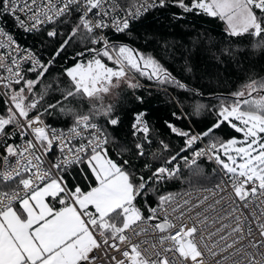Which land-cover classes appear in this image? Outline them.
I'll return each instance as SVG.
<instances>
[{
  "label": "snow or ice",
  "instance_id": "6c2138e0",
  "mask_svg": "<svg viewBox=\"0 0 264 264\" xmlns=\"http://www.w3.org/2000/svg\"><path fill=\"white\" fill-rule=\"evenodd\" d=\"M170 5L219 19L228 37H249L253 49L264 51V0H0V16H11L25 32L44 25L68 29L47 31L62 40L44 62L0 27L6 73L0 87L7 97L0 111V264H97L100 252L109 264H264V78H249L230 103L213 106L216 120L206 131L168 124L183 146L155 168L145 164L149 175L110 155L107 129L119 117L104 100L122 83L139 87L130 73L188 89L154 57L114 42L105 30L124 33L145 13ZM73 44L81 47L62 68L60 97L45 106L52 84L38 86ZM57 109L68 117L65 128L43 119ZM145 116L134 115L133 136L150 143ZM225 123L239 136L215 137ZM205 139L204 147H193ZM135 148L137 157L145 155L142 143ZM54 150L59 155L48 159ZM201 159L215 165L210 180ZM77 165L84 166V185L66 178ZM182 177L189 191L160 193L154 204L145 199L152 184Z\"/></svg>",
  "mask_w": 264,
  "mask_h": 264
},
{
  "label": "trees",
  "instance_id": "16d2710c",
  "mask_svg": "<svg viewBox=\"0 0 264 264\" xmlns=\"http://www.w3.org/2000/svg\"><path fill=\"white\" fill-rule=\"evenodd\" d=\"M122 2L130 3L131 0ZM177 16L182 18H175ZM224 29L225 25L219 19L203 14L183 13L178 7L170 5L151 10L131 23L130 29L126 32L109 36L116 43L127 44L146 56L154 57L177 80L187 85L188 89H180L172 84H160L137 73L135 75L130 73L139 87L131 89L127 85H122L116 91V97L110 101L114 106L115 115L119 117V124L109 126L107 129L113 140L109 144V150L114 160L117 162L130 160L138 175H149L145 164L155 168L162 163L164 157L175 153L183 146L184 139L172 133L168 124L184 131L194 130L196 133L206 131L216 120L212 111L213 106H218L224 99L230 103L232 100L230 94L239 90L249 78H264V51L253 49L249 37H228ZM67 30L65 25L60 24L61 33ZM17 36L20 42L31 47L44 62L53 55L62 40L61 36L50 38L44 32L32 36ZM80 47L73 44L67 52L62 53L50 68L44 82L38 86L39 89L45 83L52 84L43 101L45 106L47 103H55L60 97L59 90L54 91L52 88L58 83L64 85L62 68L71 65L70 57ZM225 48L231 50L233 55L225 53L223 51ZM237 49L239 51H236ZM27 76L34 78L35 74L28 73ZM4 100L0 94V111L7 107L2 103ZM196 104L204 106L199 113L194 111ZM138 112L146 113L150 143L144 140L142 134L133 136L131 123ZM43 119L49 125L65 128L68 117L57 109L51 114L45 113ZM214 136L227 139L239 134L225 123L215 130ZM161 141L168 145L167 151L162 149ZM203 142L206 144L207 139ZM137 143L144 146L143 157L136 155ZM121 147L127 150L121 151ZM153 154H156L157 158H154ZM198 163L210 180L214 175L212 170L215 166L205 159ZM82 167L84 166L77 165L69 169L66 178L70 184H85L80 174ZM181 170L184 177L189 175L182 161ZM187 189H190V186L183 177L172 179L152 184L145 199L154 204L160 193H181ZM139 202L143 204L144 200L141 199Z\"/></svg>",
  "mask_w": 264,
  "mask_h": 264
},
{
  "label": "built area",
  "instance_id": "2783aa9c",
  "mask_svg": "<svg viewBox=\"0 0 264 264\" xmlns=\"http://www.w3.org/2000/svg\"><path fill=\"white\" fill-rule=\"evenodd\" d=\"M120 3L123 4L122 0H120ZM155 9V8H154ZM153 10V9H152ZM151 11V10H150ZM149 11V12H150ZM148 13V12H147ZM147 13H145L144 15H146ZM144 15H142L140 18H142ZM139 18V19H140ZM137 20L135 21H132L131 23L133 22H136ZM0 27H3L5 29V31H7L9 34H11L16 40L17 42L21 45V47L23 48H28V49H31L36 55L38 58H40L38 56V54L29 46L25 45L24 43L20 42L19 38L17 35H21V36H32V35H35V34H38V33H42L44 32L46 35H47V31L49 30H52L53 27H55L58 31H59V27H60V24L59 25H44L39 31L37 32H25L23 29L19 28L17 26V23L14 21V19L11 17V16H0ZM13 31V32H12ZM108 37L111 36V35H118L120 33H115L111 30H105ZM60 32V31H59ZM16 34V35H15ZM0 51H3V50H0ZM29 65L25 64L24 67L27 68ZM0 74H3V75H6V73H3L2 70H0ZM28 74V73H27ZM6 90L3 88V87H0V94L5 98V100L7 99L6 96L3 95V93L5 92ZM45 121V120H44ZM46 123V121H45ZM47 124V123H46ZM132 124L133 122L131 123V128H132ZM49 125V124H48ZM51 127L53 128H57V129H62L61 127L59 126H52L50 125ZM133 129V128H132ZM194 133H196L194 130H193ZM17 142H20L19 141V138L17 137ZM206 144L203 142V141H200L198 142L196 145L197 148H200V147H204ZM59 155V152L58 150H54L53 153H52V156L51 157H48V159H52V157H55V156H58ZM213 164V163H212ZM214 165V164H213ZM47 167V164L45 165ZM215 166V165H214ZM190 189H187L181 193H184V192H187L189 191ZM193 195H202V193H198V192H193L192 193ZM115 255V253H113ZM98 256L100 257V259L97 261V264H109V260H108V257L104 256L103 252H100L98 253ZM119 258V257H118Z\"/></svg>",
  "mask_w": 264,
  "mask_h": 264
},
{
  "label": "rangeland",
  "instance_id": "374dc122",
  "mask_svg": "<svg viewBox=\"0 0 264 264\" xmlns=\"http://www.w3.org/2000/svg\"><path fill=\"white\" fill-rule=\"evenodd\" d=\"M131 74H132V73H131ZM133 74L135 75L136 73H133ZM133 74H132V75H133ZM129 75H130V74H129ZM61 76H62V75H61ZM130 77L133 79V76L130 75ZM63 78H64V77H63ZM122 85H127V84L122 83L120 86H122ZM56 86H57V87H56ZM56 86H55L54 88H52L54 91H55V89H59L60 87H63L64 85H63L62 83H58ZM41 88H43V86H41ZM118 90H119V88L114 89L113 92H112L110 95H108V96L105 97V100H104L105 104H110V101L116 97V95H117L116 91H118ZM59 94H60V93H59Z\"/></svg>",
  "mask_w": 264,
  "mask_h": 264
},
{
  "label": "water",
  "instance_id": "95a60500",
  "mask_svg": "<svg viewBox=\"0 0 264 264\" xmlns=\"http://www.w3.org/2000/svg\"><path fill=\"white\" fill-rule=\"evenodd\" d=\"M4 98V97H3ZM5 99V98H4Z\"/></svg>",
  "mask_w": 264,
  "mask_h": 264
},
{
  "label": "bare ground",
  "instance_id": "6f19581e",
  "mask_svg": "<svg viewBox=\"0 0 264 264\" xmlns=\"http://www.w3.org/2000/svg\"><path fill=\"white\" fill-rule=\"evenodd\" d=\"M205 143V142H204Z\"/></svg>",
  "mask_w": 264,
  "mask_h": 264
}]
</instances>
